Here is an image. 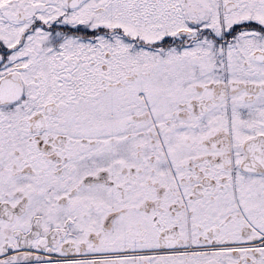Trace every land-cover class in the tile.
Here are the masks:
<instances>
[{"label":"snow or ice","instance_id":"snow-or-ice-1","mask_svg":"<svg viewBox=\"0 0 264 264\" xmlns=\"http://www.w3.org/2000/svg\"><path fill=\"white\" fill-rule=\"evenodd\" d=\"M0 264H264V0H0Z\"/></svg>","mask_w":264,"mask_h":264}]
</instances>
